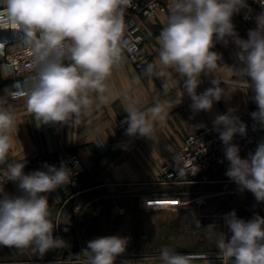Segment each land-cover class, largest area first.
I'll return each instance as SVG.
<instances>
[{"label": "clouds", "instance_id": "1", "mask_svg": "<svg viewBox=\"0 0 264 264\" xmlns=\"http://www.w3.org/2000/svg\"><path fill=\"white\" fill-rule=\"evenodd\" d=\"M257 2L264 9V0ZM129 5L130 0H6L7 19L25 34L24 43L37 65L26 93L27 110L37 127L78 123L94 105L108 102L107 81L121 64L129 43L124 35V9ZM242 9L245 19H249L252 10L246 0H173L166 26L158 37L159 70L149 64L145 73L170 77L168 70H175L183 81L180 103L187 94L193 113L211 112L214 103L231 96L228 89L221 87L223 80L212 79V86L200 94L196 90L201 76L212 75L220 65L222 54L212 50L216 43L227 45L231 38L237 48L235 58L240 66L234 71L240 86L254 92L252 100L257 111L251 113V118L264 128V11L256 15V27L249 30L248 38L242 39L233 24V16ZM66 59L70 62L65 63ZM6 105L0 98V163L7 160L16 126L15 113ZM166 106L171 107L172 102H158L141 110L129 100L125 107L128 115L122 121L127 125L125 135L150 139L153 120L164 118ZM235 112V108H229L212 121L229 164L225 175L240 191H250L257 202H264V141L242 158L239 145L233 141L237 135L246 136L248 126ZM24 168L25 162H13L4 172L8 181L18 182L23 194H0V246L30 248L43 257L50 250L68 247L65 240L53 235L56 226L49 218L46 194L71 183L74 171L65 161L59 167L45 162L46 170L28 174ZM223 219L231 232L230 239L216 231L215 224L205 228L215 236L222 264H264V217L257 214L245 220L233 210ZM129 240L119 235L92 239L62 264H115L117 257L126 252ZM147 259L153 264H190L187 255L168 247ZM121 264L130 262L124 260Z\"/></svg>", "mask_w": 264, "mask_h": 264}, {"label": "crops", "instance_id": "2", "mask_svg": "<svg viewBox=\"0 0 264 264\" xmlns=\"http://www.w3.org/2000/svg\"><path fill=\"white\" fill-rule=\"evenodd\" d=\"M0 1L6 4V0ZM164 1L167 10L159 12L155 19L137 16L142 26L145 45L152 55L149 64L156 65V71L159 70V29L167 23L173 3V0ZM255 27V21L241 23L237 33L240 38L247 39L249 30ZM212 50L221 53L222 60L212 75L201 76L202 82L196 90L197 94L211 87V80L217 78L226 82L224 84L221 81V85L229 90L231 96L214 103L211 112L193 113L190 108L192 101L187 94L180 103L183 81L175 70H168L171 73L170 77H158L155 74L149 76L145 69L137 70L130 58L123 55L121 64L113 69L107 81L108 102L99 107L94 105L89 115H81L78 123L69 122V125L37 127L34 116L28 112L26 105L29 84H16L8 69L0 67V98L11 106L16 117L8 157L15 162H22L36 158L53 146L57 149L77 150L87 167V173L82 181L83 191L77 199V202L85 206L80 219L77 217L80 214L75 211L72 201L67 202L59 214L62 196L60 192L55 190L46 194L49 201V218L56 226L53 235L65 240L68 247L50 250L40 257L30 248L18 250L0 246V264H62L63 260H67L68 248L78 249L92 239L107 236L114 228H120L126 223L134 210H148L144 207L147 198L181 189L187 191L183 197L188 198L192 189L199 190L208 186L191 184L184 188L171 187L160 183V179L163 165L171 161L173 154L181 145L182 137L213 126L215 116L226 113L229 108L236 109L235 115L257 108L252 100L254 92L240 86V78L235 74L234 68L240 64L235 58L237 48L231 38L227 45L220 42ZM18 90L19 92H16ZM91 95L95 97V93ZM125 97L135 101L141 110L153 107L158 102L162 104L172 102L171 107L166 106V115L163 119L153 120L154 133L150 139L125 135L127 125L122 124V121L128 115L125 107L129 102ZM254 150L253 147L240 150V155L246 158L248 153ZM228 166L227 161L224 167L211 170V175L219 181L210 184L212 190L205 197L230 192V188L217 190V186L232 182L225 175ZM36 170L41 169L35 165L24 168L26 174ZM2 192L12 196L23 194L18 182L14 181L7 182ZM259 216L263 217L264 213ZM222 232L226 234V239H230L231 232L226 224ZM206 239L204 238L202 252H218L215 238L210 242ZM129 262L136 264L137 261ZM143 264H153V261H143ZM190 264H222V261L216 257L190 260Z\"/></svg>", "mask_w": 264, "mask_h": 264}, {"label": "built area", "instance_id": "3", "mask_svg": "<svg viewBox=\"0 0 264 264\" xmlns=\"http://www.w3.org/2000/svg\"><path fill=\"white\" fill-rule=\"evenodd\" d=\"M246 2L252 10L248 13L249 19H245L246 12L243 9L233 16V24L237 32L241 23L255 21L256 15L264 11L257 0H246ZM166 10L167 5L164 0H130V5L124 9L126 25L124 35L129 43L128 47L123 50L122 55L128 56L139 71L146 69L151 62L152 55L145 45L142 26L137 16L155 19L159 12ZM165 26L166 24H163L159 32ZM24 35L22 31L18 30L17 25L7 19L6 4L4 1H0V67L3 66L8 69L16 84L28 83L30 87V80L37 72V65L34 63V57L31 55L29 47L24 43ZM219 44L220 42H217L215 47ZM66 61L68 60L66 59ZM221 87L223 86L221 85ZM16 92H19V90ZM254 111H257V108L241 111L237 114L248 126L247 135L244 137L237 135L233 141L239 145L242 151L249 147L256 148L259 142L264 141V128L251 118V113ZM223 148L224 146L218 138V133L213 130V126L185 135L182 137L181 145L173 154L171 161L163 165L160 183L171 187L184 188V186L191 184H212L219 181L211 175V170L226 165L227 160L224 158ZM61 161L67 162L68 166L73 168L74 175L71 183L56 190L62 195L59 214L62 207L67 202L72 201L75 211L80 214L77 216L80 219L85 206L81 202H77V199L83 191L82 181L87 173V167L77 150L57 149L50 146L45 153L22 162H25V167L35 165L41 170H46L43 168L45 162L59 167ZM13 162L15 161L7 157L6 162L0 166V194L3 193V186L7 182H12L7 180L4 172L8 164ZM185 193L187 191L181 189L176 192L153 195L144 201V207L164 209L170 203L176 202V198L182 197ZM86 246L87 244H82L78 249L68 248L66 259L80 253L81 249L86 248ZM179 253L187 255L190 260L218 257L217 251L212 253L202 251Z\"/></svg>", "mask_w": 264, "mask_h": 264}, {"label": "rangeland", "instance_id": "4", "mask_svg": "<svg viewBox=\"0 0 264 264\" xmlns=\"http://www.w3.org/2000/svg\"><path fill=\"white\" fill-rule=\"evenodd\" d=\"M207 185L192 189L191 196L176 198V202L164 209L134 210L126 223L107 234L130 238L126 252L115 262L149 261L147 258L158 256L165 247L177 253L203 251L204 238L209 242L215 238L205 228L215 224L216 231L222 232L225 214L235 210L237 216L245 220L263 215L264 202H257L250 191H240L233 181L217 186V190L230 188L228 194L214 197H205L212 190L210 184Z\"/></svg>", "mask_w": 264, "mask_h": 264}]
</instances>
